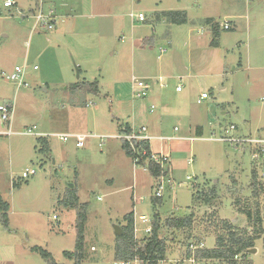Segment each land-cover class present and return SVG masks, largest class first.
<instances>
[{"label":"rangeland","instance_id":"1","mask_svg":"<svg viewBox=\"0 0 264 264\" xmlns=\"http://www.w3.org/2000/svg\"><path fill=\"white\" fill-rule=\"evenodd\" d=\"M34 1L15 0L17 8H4L0 0V105L12 107L10 122L0 120V196L9 204L8 228L0 222V264H47L31 251L35 247L50 253L57 264H73L64 253L75 247V198L86 207L82 264H121L114 259L113 227L126 225V215L135 216V238L141 241L149 223L137 221V216L152 222L154 214L163 220L191 212L189 231L161 229L167 252L158 263L188 264L191 239L213 248L223 222L251 234L242 204L260 209L263 234L254 243L256 252L240 253L235 263L264 264V193L254 200L251 188L252 171L264 179V166L251 161L248 144L207 140L218 138L230 125L236 127L235 137L264 140V0H107L106 17L94 9V16L70 14L65 24L58 18L66 20L69 7L62 4L79 11L82 0H45L38 9L43 14L55 10L57 35L54 29H33V11L22 17L28 4L34 9ZM159 9L185 11L187 22L158 23L152 10ZM139 13L144 22L129 16ZM205 17L219 27V48L209 49L208 60L196 54L191 58L187 42L213 38L202 22ZM224 21L235 27L224 30ZM16 67L24 69L21 87L1 76ZM94 81L97 95L73 90L76 84ZM138 81L148 86L144 98L133 96ZM204 90L209 98L197 104ZM158 119L160 135H172L177 127V137H196L199 125L204 140L151 141L155 147L169 145L174 181L172 187L165 184L161 203L154 205L155 180L134 167L122 141L113 136L121 134L119 122L154 133ZM28 129L44 136L23 135ZM58 134L89 137L77 148L74 138L62 142ZM26 169L36 174L23 179ZM211 188L216 194L209 204H192L193 193Z\"/></svg>","mask_w":264,"mask_h":264},{"label":"trees","instance_id":"2","mask_svg":"<svg viewBox=\"0 0 264 264\" xmlns=\"http://www.w3.org/2000/svg\"><path fill=\"white\" fill-rule=\"evenodd\" d=\"M155 20H157L156 22L158 23L165 22L172 25H182L186 23V13L184 11H162L155 14L154 21ZM205 23L211 25L213 37L216 40L219 33L218 25L212 19H206ZM212 46H216L215 41H212ZM73 90H80L86 94L97 95L99 92V84L97 81L81 82L76 84ZM118 130L119 132L129 131V127L127 125L123 128L119 126ZM196 137H201V133H196ZM121 148L127 157H133L131 149L124 141H122ZM143 160L144 159H141V164L145 165ZM147 171L153 179H157L161 176H164L167 179L170 176V173L167 171L162 172L159 166L152 163L147 164ZM251 177V188L253 189L252 196L253 199L256 200L261 193H264V181L258 180L255 170L252 171ZM13 186L15 187L16 185L14 184ZM215 194V188H211L208 191H197L191 195L192 204L195 205L199 202L209 204ZM152 202L154 205H159L161 203V197L154 196ZM235 202L238 203V200ZM64 204H66V202ZM79 204L80 203H78L75 198L71 205L72 208L77 210L75 219L76 237L74 251L64 253V257L72 261L73 264H82L86 258L84 250L86 207L84 204ZM241 207V214L245 216L247 225L251 228V234H248L244 230L232 228L230 224L223 222L222 227L220 228L221 231L215 238L214 247L197 251L196 257L198 259L209 261L228 260L231 264H236L233 260L235 255L254 248L255 241L259 240L263 234V215L258 207H254L253 210L251 206L247 207L245 204H242ZM8 211L9 204L0 196V222L5 229L9 226ZM153 218L154 219L151 222V233L142 238L141 241H137L134 236L133 214L126 215L123 218L126 225L121 228L122 235L115 238L114 259L116 262L130 263L139 261L142 264H158L159 262L165 261L167 244L166 240L160 236L161 229L189 231L194 222L193 214L191 212L188 215L181 217L172 216L164 218L163 220H160L158 214H154ZM191 241L198 243L201 240L191 239ZM31 251L38 252L47 264H57L52 255L42 248L35 247L32 248ZM185 258H188L187 248Z\"/></svg>","mask_w":264,"mask_h":264},{"label":"built area","instance_id":"3","mask_svg":"<svg viewBox=\"0 0 264 264\" xmlns=\"http://www.w3.org/2000/svg\"><path fill=\"white\" fill-rule=\"evenodd\" d=\"M15 5V2L13 0H3V7L4 8H11ZM129 16L132 19H137L138 22H144L145 18L142 14H129ZM35 19V24L33 26V29L39 28L42 31H52L55 27V21L52 14H43L41 10H38V12L33 16ZM211 27V26H210ZM222 28L224 30H230V24L227 21H224L222 24ZM164 50H160V53L162 54ZM36 69V67H34ZM1 76L5 78V80L10 81L12 83H16L18 87H21L24 85V69L16 67L13 72L9 74H5L1 72ZM133 88L135 90V93H133L134 97L137 98H144L146 97V92L148 90V86L144 84L141 81H138L135 85H133ZM177 92L181 91V87L178 86L176 88ZM209 98L208 92H203L200 94L198 100L196 101L197 104H201L202 101L207 100ZM154 109V106L150 107V112ZM12 114V107L11 105H0V120L2 122H10ZM236 127L234 125H230L228 127H225L221 130V135L218 138H209L207 140H212L215 142L220 143H227L230 145H239V144H248L251 146V161L256 163L257 167L264 166V140H258V139H252L251 137H235L233 135V131H235ZM177 128H174V131L177 132ZM10 133H8L9 135ZM23 135H29V136H44V134H35L31 129H28ZM57 138L65 142L69 138L75 139V146L77 148H81L84 146L85 140L89 137L86 134H58L56 135ZM113 138L120 139L121 141H124L129 148L132 151L133 157L131 158L134 167L138 166L143 168V170L147 171V164L152 163L156 166H159L160 170L162 172L167 171L170 173V154L169 153H153L150 150V142L152 140L160 141L161 143H170L174 141L179 140H185L189 142H193L195 140H204L201 137H188V138H181L174 135L171 136H151L148 132V128L145 126H141L139 128L131 127L129 128V131L121 132L120 135L113 136ZM141 159L143 160V163L145 165L141 164ZM192 159L188 161V163H191ZM148 172V171H147ZM36 174V171L34 169H26L24 172H22L21 177L23 179H27L30 176H33ZM261 178H264V168L262 169V175ZM156 182V189L154 192L155 197H161L162 192L164 191L165 184H168L169 186L174 185L173 179L161 176L157 179H154ZM186 180H190V177H186ZM259 181H264V179L258 178ZM134 222V236L138 234V227L137 222L134 216L133 219ZM137 221L142 223H149V226H147L144 229V233L146 235H149L151 233V221L148 220V218L145 215H139L137 216ZM206 246L203 243V241L200 242H190L187 246V252H188V258H186V263L188 264H208L210 261L205 259H198L196 257L197 251L205 249ZM240 254H237L233 257L234 261H239ZM123 264V263H121Z\"/></svg>","mask_w":264,"mask_h":264},{"label":"crops","instance_id":"4","mask_svg":"<svg viewBox=\"0 0 264 264\" xmlns=\"http://www.w3.org/2000/svg\"><path fill=\"white\" fill-rule=\"evenodd\" d=\"M13 1L15 2V0H13ZM117 1L118 0H113V2H117ZM121 2H119L118 4H121ZM43 3H45V0H37V1L35 0L34 1V6H35V4H36V6L34 7V9H31V6H30L31 4H28V7L29 8H28V10H27L26 13H24V11L21 10L22 13H24V14H22V17L25 18L28 15L27 13L30 12V11H33V12H30V14H33V16H34L38 12V10H41V9H38V6L40 4H43ZM109 3H108L107 0H89V2L87 4L86 3V0H82L79 11L77 10V8H74L73 9L72 6H71V4L70 5H64V4H62V6H64V7H66V6L69 7V9H68L69 12L67 13L66 20H64L62 17L58 18L57 15H56V13H55V10L54 9H49L48 10V13L52 14V16L54 17V21H55V28H54L55 34L56 35L59 34V31L57 30L56 18L61 19V22L63 24H65V23H67L66 21H68V19L70 18V16H71L70 14L73 15V16H71L72 18L73 17L82 18V17L94 16L95 15L94 14V9H96L97 11L100 10V12H102L101 16L102 17H106L108 15V13H107V10H105V9H107V7H109V6H107V5H109ZM17 6H18V3L15 2V7L17 8ZM75 7H77V4L76 3H75ZM152 11H153V13L156 14V13H159V12H162V11H174V10H171V9H163V10H160L159 9V10H152ZM185 13H186V22H187V16L188 15H187V12H185ZM229 18L235 20V16H230ZM206 19H212L213 21H214V19L212 17H205V19L202 21L205 25H207V26L210 27L211 25L205 23V20ZM227 22H229V21H227ZM161 23H163V22H161ZM230 24H231L230 26H232V28L235 27V23L232 24V22H231ZM246 26H247V28H249V23L248 22L246 23ZM66 31L69 33V32L72 31V29L69 28ZM218 37H219V33H218ZM212 41H215L216 42V46H212ZM168 43L170 45L171 41H168ZM187 46H188V50H189V54L191 55V58H192L193 54L194 55L196 54L195 57L197 56V57H201L202 59H207L208 60V59H210V56H211V55H209L210 51L212 52L213 49L219 48V42L217 41V39L215 40L214 37H213L207 43H203V42L200 43L199 40L194 41V42H191V41L190 42H187ZM209 49H212V50H209ZM179 77L180 78H183V76H177V78H179ZM187 77H189V74L187 75ZM203 92H207V91H205V90L204 91H201L200 94L203 93ZM200 94H199V96H200ZM211 108H212V106L211 105H208L207 111H209ZM157 124L160 125V128L159 129H158V125ZM161 124H162L161 119H158L156 121V124L154 125L155 126V131H153L154 133L150 132L151 136H155V137H158V136H171V135H160V134H162V133L159 132V131H162ZM126 125L129 128L136 126V125H133V124L119 122L117 127L120 126L121 128H123ZM174 128H177V127H174ZM174 128H173V133L174 134H172V135L176 136L175 135L176 132L174 131ZM195 128L196 129L194 131V134L196 135V133H199L200 132L201 135H202V132H203L202 127L199 126V125H197ZM187 131L188 132H191V129L188 128ZM179 137H181V138H187V137H184V136H179ZM179 141H185V140H179ZM163 146L164 145L161 144V145L157 146L158 147L157 148V147H155L150 142V150L153 153H169L170 154V158H171V153H170L171 151L169 150V145L167 147H165V146L163 147ZM170 174H171V170H170Z\"/></svg>","mask_w":264,"mask_h":264},{"label":"water","instance_id":"5","mask_svg":"<svg viewBox=\"0 0 264 264\" xmlns=\"http://www.w3.org/2000/svg\"><path fill=\"white\" fill-rule=\"evenodd\" d=\"M113 228H114V234H115L116 236L119 237V236L122 235V230H121V228H120L119 226H114ZM248 252H249V253H255L256 250L253 248V249L248 250Z\"/></svg>","mask_w":264,"mask_h":264}]
</instances>
